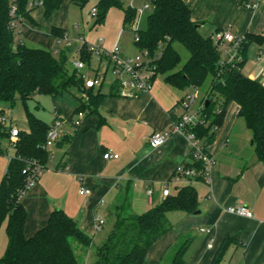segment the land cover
<instances>
[{"label": "crops", "instance_id": "crops-1", "mask_svg": "<svg viewBox=\"0 0 264 264\" xmlns=\"http://www.w3.org/2000/svg\"><path fill=\"white\" fill-rule=\"evenodd\" d=\"M185 1L192 9L193 20L201 23L204 37L230 28L234 36L263 39L246 48L242 72L264 85V0ZM249 4L256 8L249 9ZM204 29L206 34L202 32ZM52 38L50 50L56 42L53 35ZM113 85L104 83L94 89L106 96L98 113L85 114L79 128L70 120L80 101L68 114L60 105L55 109L65 119L64 125L70 123V128L51 149L45 172L21 199L28 213L26 237L45 227L51 213L60 209L92 239V246L100 239L105 243L111 231L105 237L101 234L109 222L113 229L117 207L126 196L132 199V212L142 215L165 200L162 193L165 186L173 194L177 187L190 183L174 181L181 165L193 163L191 143L185 135L173 133L165 145L156 149L149 145L155 132L169 131L175 115L183 113L180 103L188 90L156 79L150 92L127 97L120 90L111 93ZM203 103L204 98L193 106L191 113H199ZM174 108V113H170ZM239 113L240 106L232 103L208 145L215 160L211 183L203 180L190 183L198 193L200 213L170 212L168 218L173 229L151 247L144 264H168L167 253L183 236L194 241L188 252V264H211L226 239L238 243L228 247L222 264H264V163L258 160L253 134ZM110 151L119 158L106 160L104 154ZM148 188L154 191L152 201L147 195ZM82 189L90 193L82 195ZM237 206L248 207L253 217L227 212ZM99 220L104 221L101 231L97 230ZM201 229L209 233H202Z\"/></svg>", "mask_w": 264, "mask_h": 264}, {"label": "trees", "instance_id": "trees-1", "mask_svg": "<svg viewBox=\"0 0 264 264\" xmlns=\"http://www.w3.org/2000/svg\"><path fill=\"white\" fill-rule=\"evenodd\" d=\"M40 1L49 17L67 0H0V103L14 106L21 101L28 124L27 130H21L15 157L9 161L0 184V229L7 221L8 236L7 252L0 264H80L73 241L87 252L93 243L60 209L51 213L47 225L34 236L28 238L24 232L28 213L21 199L31 188L26 185L27 177L23 171L28 161H37L46 170L51 151L43 146L52 126L29 111L28 101L35 94L57 98L75 87L83 94L86 92L88 100H80L74 115L80 112L95 114L106 96L101 90L87 89L83 77L69 73L67 52L56 46L64 43L65 30L52 28L56 40L52 50L31 48L21 39L16 41L19 25L24 19L31 21L32 12L38 8L31 4ZM69 1L83 8L90 0ZM96 1L99 23L105 21L112 8L121 9L124 23L130 26L137 17L138 11L133 6L124 7L121 0ZM150 3L152 11L146 29L134 30L136 47L153 58L158 75H164L168 85L182 91L202 90L208 85L207 99L200 110V123L190 130L208 146L216 129L222 125L225 113L235 102L240 106V117L253 134L257 158L264 163V85L243 74V62L233 66L222 64L221 50L211 37L201 34V23L193 20L192 9L185 0H150ZM253 41L263 39L247 35L243 54ZM178 44L190 54L181 68ZM80 53L81 60L84 58L90 65L92 53L85 49ZM119 90L115 83L111 93ZM185 167L200 170L203 165L193 161ZM201 180L203 177L199 176L189 182ZM190 183L177 187L175 193L142 215L132 212L130 197L126 196L117 207L115 224L106 242L96 251L94 264H144L151 247L173 229L168 218L170 212L193 215L199 210V196ZM189 237L175 251L169 264H188V252L194 242ZM235 243H238L235 239H226L211 264H222L226 250Z\"/></svg>", "mask_w": 264, "mask_h": 264}, {"label": "rangeland", "instance_id": "rangeland-1", "mask_svg": "<svg viewBox=\"0 0 264 264\" xmlns=\"http://www.w3.org/2000/svg\"><path fill=\"white\" fill-rule=\"evenodd\" d=\"M124 7L133 6L137 11L144 8V4L147 0H121ZM97 8V1L90 0L85 7H80L77 4L67 0L65 1L59 10L52 13L51 16L46 17L43 7H38L32 14V20L24 19L19 25V29L16 32V41L21 39L27 46L31 48H43L50 50L53 43L52 27L57 26L66 30V36L69 39V45L60 43L55 45L63 48L67 52V68L70 74L76 73L77 76L84 79H95L98 72L102 77H105V86L109 84H115L117 77L114 73V65L106 57L101 56L96 52H92L90 65L86 64L85 69L77 71L74 67L76 61L81 59L79 53L82 50H89V47L96 46L100 39L104 40V45L97 50L112 51L116 46L120 49L121 58H137L142 57L144 60V53H142L135 45L134 41V28L132 25L124 23V12L119 8H112L107 13L104 22L99 23L98 17H92L93 11ZM152 8L146 10L140 17L138 23V29L144 30L147 27L148 16ZM209 27V26H208ZM208 27L206 29H208ZM206 29L202 32L206 34ZM201 31V30H200ZM84 43L86 44L83 47ZM83 47V48H82ZM176 49L179 51L182 57V63L180 68L188 61L190 54L182 45H176ZM52 50V49H51ZM103 50V51H101ZM224 50V49H222ZM228 51V49H225ZM224 50V51H225ZM86 52V51H85ZM222 59H227L228 56L221 51ZM84 61V58H82ZM157 79L162 81L165 79L164 75H158ZM208 85L202 90L188 89V93L195 96L194 106L199 104L201 100H206V91ZM87 93H82V90H78L75 87L69 89L68 93H65L57 98L50 96L35 94L28 101V108L36 117L42 119L47 124H53L55 119V109L58 105L61 106L65 114L70 113L71 110L76 107V104L80 100L85 101ZM0 107L3 108L8 114L12 115L15 119V124L21 130H27V117L24 105L21 101H18L14 106L7 103H0ZM70 123L60 127V131L63 133L70 128ZM69 127V128H68ZM8 144L5 140L2 141V149L8 150ZM55 152V149H53ZM7 155H0V184L9 165L10 157L14 155V151L9 149ZM132 204V199L130 198ZM112 222L106 224L102 236H106L111 231ZM185 236L179 239V243L176 247L170 249L169 253L165 257V262L170 263L175 251L181 244L185 242L187 238ZM96 244L92 246L88 252L84 250L79 244L73 241V248L76 252L77 259L80 264H94L95 254L97 249L104 244V241L97 240ZM8 248V236H7V221L3 223L0 229V261L6 255Z\"/></svg>", "mask_w": 264, "mask_h": 264}, {"label": "built area", "instance_id": "built-area-1", "mask_svg": "<svg viewBox=\"0 0 264 264\" xmlns=\"http://www.w3.org/2000/svg\"><path fill=\"white\" fill-rule=\"evenodd\" d=\"M133 1V0H131ZM42 7L43 2H36L31 4V7ZM132 6V5H131ZM151 8L150 0H148L144 4V8L137 12V17L131 26L134 30L138 29V23L141 15L148 9ZM249 9H255L256 5L249 4ZM15 11V9L13 10ZM97 16V11L94 10L92 13V17ZM211 39L214 44L219 47L221 51H223L228 58L222 61L223 65H235L243 62V43L244 37L234 36L230 28H224L215 32ZM66 46L69 45V39L66 37L63 41ZM85 44V43H84ZM104 45V40L100 39L96 46L89 47V51L92 53L96 51L100 56L101 60L103 57H106L110 62L113 63L114 73L117 77L116 83L119 85L120 92L123 96L133 97L148 93L151 91L155 80L157 79L158 73L157 68L154 64L153 58L144 54V60L142 57L138 56L137 58H121L120 57V49L118 46L115 47L112 51H103L102 53L98 48H101ZM229 45L228 51L225 49L226 46ZM224 49V50H222ZM81 53H79V56ZM74 67L77 71H81L85 69L86 64L81 59L76 61ZM85 87L87 89H97L101 88L105 83V77H102L99 72L95 79H84ZM195 96L187 93L183 100L180 103V108L183 113L175 115V120L171 125V129L169 131H160L155 132L149 140V145L151 148L156 149L159 148L168 141L170 136L173 133H180L187 137V139L191 143V156L193 161L201 162L203 168L197 170L196 168L186 169L185 165H181L176 172V176L174 181L177 182H185L189 179H195L199 176L203 177V181L207 184L211 183V171L215 164V160L213 156L208 151V146L204 144L202 139L198 138L190 129L200 123V111L199 113L193 114L191 110L195 103ZM204 106V103L201 106ZM200 109V110H201ZM55 120L48 132L46 143L43 148L51 151L53 147L61 140L62 132L60 131V127L64 125L65 119L61 118L58 112H55ZM85 119V113H78L73 115L71 118V123L74 127L79 128L82 125L83 120ZM21 129L17 127L15 124V119L12 115L8 114L3 108L0 107V155H7L8 150L12 149L14 151L13 156H9L10 160L15 157L17 151V144L19 142ZM5 140L8 144V150L4 151L2 149V141ZM104 158L106 160L110 159H118L119 155L112 153V151L104 154ZM45 172V168L37 163V161H28L27 165L23 171V173L27 177V186L28 188H32L41 175ZM90 193L89 190L82 189V195H88ZM153 189H147V195L152 201L153 198ZM163 197H168L171 192L170 189L165 186L163 188ZM227 212L235 215H239L241 217L252 218V211L246 206H237L228 208ZM104 226V221L99 220L97 225V230L101 231ZM202 233H209L206 229H201Z\"/></svg>", "mask_w": 264, "mask_h": 264}, {"label": "water", "instance_id": "water-1", "mask_svg": "<svg viewBox=\"0 0 264 264\" xmlns=\"http://www.w3.org/2000/svg\"><path fill=\"white\" fill-rule=\"evenodd\" d=\"M208 104V102H206V105ZM200 212L199 211H197L195 214L197 215V214H199Z\"/></svg>", "mask_w": 264, "mask_h": 264}]
</instances>
